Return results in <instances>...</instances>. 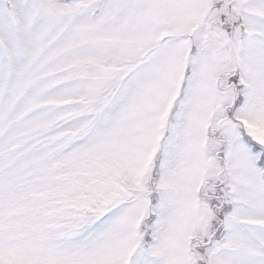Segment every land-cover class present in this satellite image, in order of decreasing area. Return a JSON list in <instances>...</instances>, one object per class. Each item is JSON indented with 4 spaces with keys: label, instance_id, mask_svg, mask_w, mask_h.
I'll return each mask as SVG.
<instances>
[{
    "label": "snow or ice",
    "instance_id": "snow-or-ice-1",
    "mask_svg": "<svg viewBox=\"0 0 264 264\" xmlns=\"http://www.w3.org/2000/svg\"><path fill=\"white\" fill-rule=\"evenodd\" d=\"M0 264H264V0H0Z\"/></svg>",
    "mask_w": 264,
    "mask_h": 264
}]
</instances>
